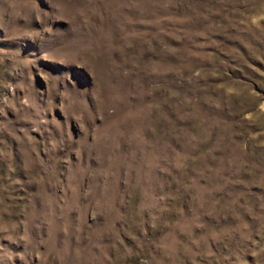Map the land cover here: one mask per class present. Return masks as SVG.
I'll return each mask as SVG.
<instances>
[{
    "label": "rangeland",
    "instance_id": "1",
    "mask_svg": "<svg viewBox=\"0 0 264 264\" xmlns=\"http://www.w3.org/2000/svg\"><path fill=\"white\" fill-rule=\"evenodd\" d=\"M0 264H264V0H0Z\"/></svg>",
    "mask_w": 264,
    "mask_h": 264
}]
</instances>
